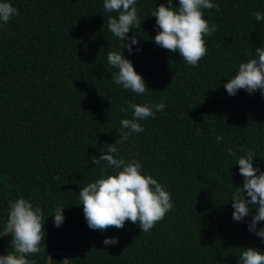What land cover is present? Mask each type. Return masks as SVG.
Segmentation results:
<instances>
[{
	"label": "trees",
	"instance_id": "16d2710c",
	"mask_svg": "<svg viewBox=\"0 0 264 264\" xmlns=\"http://www.w3.org/2000/svg\"><path fill=\"white\" fill-rule=\"evenodd\" d=\"M8 2L19 15L0 26V231L9 201L23 197L42 209L45 238L30 264H46L52 250L66 251L68 264H240L246 248L264 251L248 229L255 208L234 221L231 203L244 180L236 164L241 148L256 153L253 166L264 172V95L240 89L232 96L224 87L240 63L257 58L256 47L264 48V21L253 15L264 14V0H212L219 10L202 11L217 29L204 37L207 54L195 67L154 41L159 29L151 14L167 0H137L141 26L127 34L137 36L132 53L123 47L130 40L108 30V18L118 14L106 12L104 0ZM110 51L132 62L145 94L113 82L118 68L107 62ZM160 102L163 111L139 121L144 131L117 145L118 158L139 161L142 174L171 193L173 208L149 232L130 221L91 229L78 193L117 171L102 173L106 162L95 165L93 156L120 138V121L132 117L122 107ZM106 237L118 243L106 246ZM13 251L11 235L1 237L0 255ZM52 264H63L62 256Z\"/></svg>",
	"mask_w": 264,
	"mask_h": 264
},
{
	"label": "clouds",
	"instance_id": "9594fccd",
	"mask_svg": "<svg viewBox=\"0 0 264 264\" xmlns=\"http://www.w3.org/2000/svg\"><path fill=\"white\" fill-rule=\"evenodd\" d=\"M137 0H104L106 12L117 13L107 21L108 30L121 41L130 40L123 44L132 53V45L137 44V36L127 34L135 26L139 28L141 21L135 7ZM217 9L219 5L212 0H179L178 8L173 7V0L167 4L161 3L151 14L156 18L159 31L154 37L156 45L170 52L179 53L180 57L190 66H197L207 54L205 36H211L217 29L204 18L203 9ZM19 15L18 9L8 0H0V26L7 24L10 18ZM257 21H264V14L254 12ZM137 51L140 49L137 48ZM257 58L239 64L238 71L229 79L224 87L229 95L234 96L238 90L244 89L254 93L261 90L264 95V48L256 47ZM107 62L118 68L113 75V82L122 85L137 95H143L149 89L144 78L136 72L132 62L119 51H110ZM111 103V102H110ZM165 104L149 106L129 103L122 112L131 110L132 117L120 121V138L110 145L100 148L102 155L93 156L95 165L106 162L101 168L106 173L108 168L117 170L115 174L102 175L95 182L88 183L79 191V200L88 226L101 232L110 227L122 229L127 221L138 224L141 232H149L173 208L172 196L165 187L151 175L142 174V165L137 160L125 161L119 157L117 145L125 143L129 137L144 131L139 121L154 116L155 111H163ZM197 135H200L197 132ZM217 141L223 136L217 135ZM244 155L237 158L239 173L244 178L242 187H237L231 197L234 209V221H242L250 214V206L255 208L248 224L250 232L264 241V227L257 229V224L264 221V172H259L253 166L254 151L241 148ZM228 154L236 157L231 148ZM9 215L4 230L0 234L11 235V245L14 249L6 255H0V264H30L28 256L41 252V242L45 238L42 209L33 207L32 203L21 197L9 201ZM53 223L59 227L64 222L63 208L54 211ZM118 243L116 237H106L104 245ZM240 264H264V251L256 248H246L239 257Z\"/></svg>",
	"mask_w": 264,
	"mask_h": 264
},
{
	"label": "water",
	"instance_id": "95a60500",
	"mask_svg": "<svg viewBox=\"0 0 264 264\" xmlns=\"http://www.w3.org/2000/svg\"><path fill=\"white\" fill-rule=\"evenodd\" d=\"M4 235L0 234V238L3 237ZM55 255H61L63 258V264H68L69 263V257L66 251H60V250H52L48 253L47 259H46V264H52V259Z\"/></svg>",
	"mask_w": 264,
	"mask_h": 264
}]
</instances>
